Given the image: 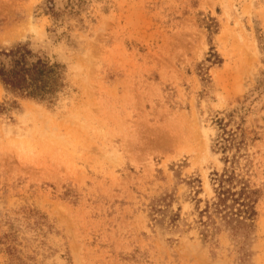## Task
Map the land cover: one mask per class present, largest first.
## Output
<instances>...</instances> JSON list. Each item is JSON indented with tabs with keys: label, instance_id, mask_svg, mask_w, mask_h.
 Here are the masks:
<instances>
[{
	"label": "rangeland",
	"instance_id": "1",
	"mask_svg": "<svg viewBox=\"0 0 264 264\" xmlns=\"http://www.w3.org/2000/svg\"><path fill=\"white\" fill-rule=\"evenodd\" d=\"M17 45L66 87L0 84V264H264V0H0Z\"/></svg>",
	"mask_w": 264,
	"mask_h": 264
},
{
	"label": "trees",
	"instance_id": "2",
	"mask_svg": "<svg viewBox=\"0 0 264 264\" xmlns=\"http://www.w3.org/2000/svg\"><path fill=\"white\" fill-rule=\"evenodd\" d=\"M215 56L212 55L213 60ZM0 84L8 92L38 101L53 100L66 87L63 67L35 55L26 45L0 51ZM233 137L232 133L223 130L222 141L217 144L226 150L233 144ZM214 177L216 187L212 206L224 212L229 223L252 222L256 217V200L252 198L255 192L248 186H243L238 193L232 191L234 177L227 169L221 174L214 173Z\"/></svg>",
	"mask_w": 264,
	"mask_h": 264
}]
</instances>
